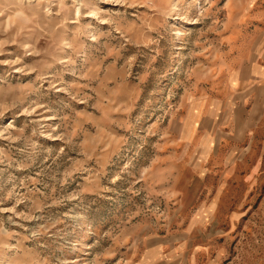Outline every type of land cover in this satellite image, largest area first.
I'll use <instances>...</instances> for the list:
<instances>
[{
  "label": "rangeland",
  "instance_id": "obj_1",
  "mask_svg": "<svg viewBox=\"0 0 264 264\" xmlns=\"http://www.w3.org/2000/svg\"><path fill=\"white\" fill-rule=\"evenodd\" d=\"M85 2L0 54V240L62 201L51 264H264V0Z\"/></svg>",
  "mask_w": 264,
  "mask_h": 264
},
{
  "label": "clouds",
  "instance_id": "obj_2",
  "mask_svg": "<svg viewBox=\"0 0 264 264\" xmlns=\"http://www.w3.org/2000/svg\"><path fill=\"white\" fill-rule=\"evenodd\" d=\"M25 0H0V54H3V49L10 43H17L20 41V46L26 51L31 49L35 51V44L33 43L36 36L39 35L37 29L41 32L48 29V24L52 23L48 20L49 17L61 16L72 12L74 16L79 17L82 13L81 10L87 7L85 0H72L71 7H68L67 0H58L56 6L59 8L58 12L53 13L51 7L45 9L46 17H40V5H52L53 0H37L36 11L32 9L25 10L21 6ZM31 3V0H28ZM93 14V13H87ZM47 21V22H46ZM67 22L65 15L64 21L58 26L62 27L63 23ZM106 22V21H101ZM78 23V21H77ZM44 25L42 28L41 25ZM54 29H49L48 34H54ZM94 38V37H93ZM38 42V41H37ZM64 49H72L75 52V45L70 42H64L60 45V51ZM39 54V53H36ZM15 61L14 63H19ZM61 63H71V57L67 61H60ZM17 101H14V107ZM43 105L36 101L31 106L29 115L34 113ZM3 112L0 111V115ZM70 199L71 197H67ZM56 201L54 204L61 203ZM54 204L44 203L43 205L34 206L30 214H19L20 219L24 221H36L37 223L31 228H25V235L17 240L15 245L3 242L0 240V264H51V258L47 253L41 255L38 249H47L49 247L48 241L45 237H54V243L59 246L67 245L70 243L66 238L71 235L72 230L78 226V222L83 220L80 212L73 210L64 213H52L50 209ZM39 213V214H38ZM15 223V221H12ZM20 227H25L23 224ZM55 229V231H53ZM0 236L10 238L12 236H19L18 233H11L3 227V222L0 221ZM32 240L34 248L27 249L24 247V241ZM60 242H63L61 244ZM60 264H67V262H60Z\"/></svg>",
  "mask_w": 264,
  "mask_h": 264
}]
</instances>
